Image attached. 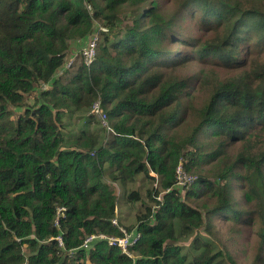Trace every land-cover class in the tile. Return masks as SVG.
<instances>
[{
	"label": "trees",
	"instance_id": "1",
	"mask_svg": "<svg viewBox=\"0 0 264 264\" xmlns=\"http://www.w3.org/2000/svg\"><path fill=\"white\" fill-rule=\"evenodd\" d=\"M97 26L92 66L62 72ZM139 175L132 256L82 248L123 235ZM246 229L264 264V0H0V264H242Z\"/></svg>",
	"mask_w": 264,
	"mask_h": 264
},
{
	"label": "built area",
	"instance_id": "2",
	"mask_svg": "<svg viewBox=\"0 0 264 264\" xmlns=\"http://www.w3.org/2000/svg\"><path fill=\"white\" fill-rule=\"evenodd\" d=\"M99 44H100V31L97 30L88 39V42L86 45L87 47H84L83 49L77 51L70 57V59L66 62L64 68L62 69V72L68 69L74 68L78 61H82V63H84L87 67H91L97 58ZM43 88H46V86H43ZM90 114L95 118L97 122L101 124V126L104 129H106L108 134L113 133L112 127L109 123L108 115L103 110L100 99H98L93 104L90 110ZM176 175H177V183L175 186L178 190L189 189L198 179L197 176L187 173V171L184 169L182 159L180 160L178 164ZM65 210L66 209L64 207L58 208L57 217L55 220L56 226H59L60 218L65 215L64 214ZM112 223L114 226H117L120 229V231L123 233L122 236L108 237L104 234L91 235L85 239L82 245V248L88 249L92 246L94 242L99 241V240H105L109 243L110 246L119 247L121 248L123 253L129 256H132V254L130 253V248L134 247L138 243V241L141 238V234L136 229L131 232H129L128 230H125L124 227L120 224L118 218H115L112 221ZM56 239L59 242L60 246L63 247L64 242H63L62 237L59 236ZM74 252L75 251L72 250L71 254H73Z\"/></svg>",
	"mask_w": 264,
	"mask_h": 264
},
{
	"label": "rangeland",
	"instance_id": "3",
	"mask_svg": "<svg viewBox=\"0 0 264 264\" xmlns=\"http://www.w3.org/2000/svg\"><path fill=\"white\" fill-rule=\"evenodd\" d=\"M90 8H91L90 6H87L88 11H91ZM126 17H127L126 14L121 16V19H123V20L120 22V27H122V28H124L126 22H128ZM97 30L101 31V28L99 26H97ZM88 39H87V41L85 43H84V41L83 42H79L78 46H77V49L81 50L84 47H87L86 45H87ZM79 64H81V63H79V61H78L76 63V66L79 65ZM212 169H213V166L205 167V170L208 171V174L211 175V176H212V173H213ZM152 175H154V173H152ZM194 176H197V175H194ZM197 178H198V176H197ZM157 179H159V177H157ZM136 180H137V182L135 183V186L133 187V189L134 190H138L139 193L143 196V201L142 202L135 203L133 205L127 204L124 201V197H125L124 192L120 191L117 218H118L119 222L122 224V226L124 227L125 230H127L126 227H133V226H135L137 224V217L139 215H142V214L145 213L146 207H151V206L154 207V204H153V202H151L150 198L147 196V193L149 191L153 190L154 184H156L157 182L154 183V184H151L146 179V177L144 175H139ZM237 195L241 196L242 193L239 192V194H237ZM219 228L221 229L223 227H219ZM243 234L244 235H242L240 237V239H239V246H238L239 250L237 251L239 254H236V255L237 256H241V259H242L241 263L242 264H249V262L251 261V259L254 256V252H255V249H256L258 238H257V235L255 233H252V230H250V229L244 230ZM179 242H180V240H179ZM191 242L192 241H186V242L183 241L182 245L185 246V244L191 243ZM187 245H189V244H187ZM188 249H189V252H191L194 255L195 251H191L190 247L189 248L185 247L184 251H187ZM244 251H246L247 253H243ZM196 254H198V253H196Z\"/></svg>",
	"mask_w": 264,
	"mask_h": 264
},
{
	"label": "crops",
	"instance_id": "4",
	"mask_svg": "<svg viewBox=\"0 0 264 264\" xmlns=\"http://www.w3.org/2000/svg\"><path fill=\"white\" fill-rule=\"evenodd\" d=\"M77 42H73L71 46L76 47Z\"/></svg>",
	"mask_w": 264,
	"mask_h": 264
}]
</instances>
